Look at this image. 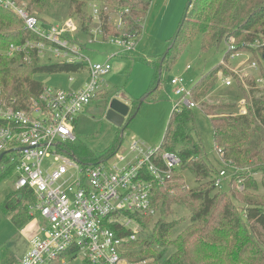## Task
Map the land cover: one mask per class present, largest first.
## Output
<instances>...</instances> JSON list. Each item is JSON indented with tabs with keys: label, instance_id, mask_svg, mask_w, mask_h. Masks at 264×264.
<instances>
[{
	"label": "built area",
	"instance_id": "built-area-1",
	"mask_svg": "<svg viewBox=\"0 0 264 264\" xmlns=\"http://www.w3.org/2000/svg\"><path fill=\"white\" fill-rule=\"evenodd\" d=\"M0 7L16 14L24 29L36 37L11 44L0 55L27 64H78L75 72L87 73L89 78L78 92L44 85L39 97L24 109L0 99V174L18 176L15 192L23 194L29 217L43 223L18 264H132L127 256L142 229L139 219L158 215L153 203L157 187L174 193L170 186L181 158L136 139L126 150L120 148L96 164H82L71 153L78 116L103 91V79L112 70L109 61L93 64L83 52L98 42L134 51L140 38L137 32L124 31L123 16L129 10L111 13L104 3H93L86 23L70 18L64 24L43 26L25 3L0 0ZM103 12L119 33L106 40ZM137 24L143 31L142 20ZM233 42L231 38L226 44L235 58ZM256 42L259 48L264 46V40ZM261 57L264 62V53ZM251 68L258 69L257 61ZM223 83L231 87L233 79ZM171 86L179 98L177 106L199 107L184 78L173 79ZM251 105L242 98L233 116L249 117ZM226 177L222 169L214 179L216 190H222Z\"/></svg>",
	"mask_w": 264,
	"mask_h": 264
},
{
	"label": "trees",
	"instance_id": "trees-1",
	"mask_svg": "<svg viewBox=\"0 0 264 264\" xmlns=\"http://www.w3.org/2000/svg\"><path fill=\"white\" fill-rule=\"evenodd\" d=\"M19 4H27L32 12L34 8H44L46 0H15ZM88 1L102 2L107 12L116 9H128L123 16L124 31L137 32L142 37V28L137 20L147 17L151 2L146 0H71L70 8L76 19L86 23ZM33 15V14H32ZM36 17L35 15H33ZM38 18V17H36ZM105 40L119 35L110 21L109 14H102ZM196 33L202 35V49L209 52L219 48L229 39L244 41L264 40V0H191L187 13L167 53L158 64L150 62L158 71L168 72L174 65L179 50L189 45ZM24 29L23 22L13 12L0 7V50L5 51L11 44H19L26 40H33ZM262 56L264 46L260 48ZM228 55L226 56V59ZM79 65L67 64H38L36 61L27 64L21 58L11 59L0 55V99L7 104L24 109L30 101L37 99L44 85L35 79L39 74L73 73ZM221 67V66H220ZM212 78L202 77L193 85V99H197L200 92ZM251 83L249 100V117L217 118L210 117L214 136L215 148L222 159L234 168L254 170L264 167V94L256 97L261 91ZM106 111L116 95L110 90L97 93L92 103L98 98ZM141 102L135 101L130 106L129 115L121 128L123 134L129 122L136 117ZM236 106V105H235ZM230 107V109H235ZM194 112L186 107H174L170 115L168 126L162 140V152L177 154L182 164L180 169L190 171L194 177L196 189L187 190L182 172L177 170L172 177L170 188L173 194L166 193L157 187L154 205L159 213L166 214L173 204L185 205L191 213V224L172 242L174 252L161 264H264V197L254 198L247 191L256 188V182L250 181L245 188L237 192L230 187L227 193H215L214 179L220 171L215 170L207 161L205 147L202 142L195 144L192 138L186 136L187 128L194 123ZM231 130V131H228ZM257 137V143L251 139ZM201 139V138H200ZM179 143V147L176 145ZM122 140L117 138L114 147L104 155H98L80 142L71 153L82 164H96L114 155L121 148ZM90 161L91 163H85ZM83 161V162H82ZM9 173L0 174V182L10 176ZM240 179L247 178L240 175ZM237 180V179H235ZM232 183V182H231ZM264 188V181L262 182ZM23 194L15 192L8 195L0 204V210L7 216L14 217L16 211H24L28 215V206L23 203ZM237 198L245 202L243 213L233 201ZM18 209V210H17ZM28 219H32L27 216ZM13 221L19 226V224ZM152 217L139 219L142 226ZM174 223L159 220L154 226L153 239L161 246L165 239L175 229ZM10 253L7 249H0V261L9 263Z\"/></svg>",
	"mask_w": 264,
	"mask_h": 264
},
{
	"label": "rangeland",
	"instance_id": "rangeland-1",
	"mask_svg": "<svg viewBox=\"0 0 264 264\" xmlns=\"http://www.w3.org/2000/svg\"><path fill=\"white\" fill-rule=\"evenodd\" d=\"M146 1H150L151 6L146 19H143L144 16L139 18L143 23V32L134 51L124 52L109 43L98 42L89 45L83 52V55L93 64H104L109 61L112 70L103 79V91L110 90L116 95L115 98H119L129 106L135 101L141 102L138 114L129 122L122 134L121 128L106 119L107 111H104L98 97L78 116L75 131L77 141L71 148L74 147L73 150H75L76 146L82 142L94 153L104 155L114 147L117 138L122 140V150H126L133 139L141 141L148 147L160 148L170 115L179 101L171 81L184 78L188 88H192L205 76V80L210 78L212 80L205 84L200 92L201 95L194 99L199 107L193 109L194 123L187 128L186 136L192 138L195 144L202 140L206 151L205 156L207 154L210 165L215 170L227 171L222 190H216L215 193L223 191L230 196L231 186L240 192L250 180L255 181L257 187L249 188L247 190L249 194L254 198H263L264 167L242 170L221 160L215 148L210 122V117L235 118L234 108L230 109V107H234L242 98L246 100L251 98V83L255 82V87L261 91L255 94L256 97L264 94V62L261 57L262 50L256 42L257 38L253 41L233 38L232 44L236 48L237 56L232 58L234 52L232 56L228 53L226 44L228 42L205 53L202 49V35L196 33L192 42L179 50L173 67L168 72L163 69L159 76V71L150 62L158 64L167 53L191 0ZM70 3L71 0H46L45 7H35L32 14L43 20V26L64 24L70 18L76 19L71 11ZM93 3L103 6L102 2L88 1L86 11ZM25 6L27 7V4ZM113 12L115 11L111 13ZM112 55L115 57L110 60ZM256 61L257 70L251 68V64ZM189 66L190 70H188ZM227 78L233 79L231 87H226L223 83V80ZM35 79L45 86L72 92H78L84 84L89 82L87 73L78 72L39 74L35 76ZM69 79L73 81L70 82ZM257 141V137L251 139V143H257ZM85 163L91 162L86 160ZM178 170L184 176L185 188L196 189L198 185L194 175L188 170L183 171L180 168ZM240 175H246L247 178L240 179ZM17 180L18 176L13 174L0 182V201L16 191ZM233 201L244 214L245 202L240 198ZM178 203L173 204L168 213H158L142 226L138 239L131 246V253L127 256L132 264H161L174 252L172 242L191 224L190 211L185 205ZM24 213L19 210L13 215L20 216ZM159 220L176 225L170 236L165 239L163 246L151 237L155 232L154 226ZM38 224L35 230L39 231L43 223L39 221ZM23 229L24 227L18 226L11 217L0 210V242L11 253L14 264H18L30 250L31 239L39 234L33 235L34 230L29 235ZM72 264H81V262L76 261Z\"/></svg>",
	"mask_w": 264,
	"mask_h": 264
},
{
	"label": "water",
	"instance_id": "water-1",
	"mask_svg": "<svg viewBox=\"0 0 264 264\" xmlns=\"http://www.w3.org/2000/svg\"><path fill=\"white\" fill-rule=\"evenodd\" d=\"M130 112V106L119 98H114L107 109L106 119L118 128H122Z\"/></svg>",
	"mask_w": 264,
	"mask_h": 264
},
{
	"label": "crops",
	"instance_id": "crops-1",
	"mask_svg": "<svg viewBox=\"0 0 264 264\" xmlns=\"http://www.w3.org/2000/svg\"><path fill=\"white\" fill-rule=\"evenodd\" d=\"M145 23V22H144ZM4 200V199H3ZM3 200L2 201H0V204L3 202ZM7 216V215H6ZM28 215H26L25 213L23 214V215H20V216H15L14 215V217H16L15 218V221L19 224V226H21V227H24V229H23V231H26L29 235H31L32 234V232L36 229V226H39V224H38V222L36 221V220H34V219H28V217H27ZM11 217V219L12 220H14L13 218L14 217H12V216H10ZM39 228V227H38ZM37 233H39V231L38 230H35L34 231V234L33 235H35V234H37ZM30 246V245H29ZM4 248V246H3V244L0 242V249H3ZM4 249H6V248H4ZM29 250V249H28ZM10 253V252H9ZM0 264H3L1 261H0ZM8 264H14V263H12V255H11V253H10V257H9V263Z\"/></svg>",
	"mask_w": 264,
	"mask_h": 264
},
{
	"label": "flooded vegetation",
	"instance_id": "flooded-vegetation-1",
	"mask_svg": "<svg viewBox=\"0 0 264 264\" xmlns=\"http://www.w3.org/2000/svg\"><path fill=\"white\" fill-rule=\"evenodd\" d=\"M107 111V110H106Z\"/></svg>",
	"mask_w": 264,
	"mask_h": 264
}]
</instances>
